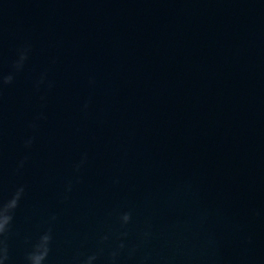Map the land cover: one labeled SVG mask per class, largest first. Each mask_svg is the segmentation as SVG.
Masks as SVG:
<instances>
[{"label": "water", "instance_id": "95a60500", "mask_svg": "<svg viewBox=\"0 0 264 264\" xmlns=\"http://www.w3.org/2000/svg\"><path fill=\"white\" fill-rule=\"evenodd\" d=\"M9 74L8 264H264V0H0Z\"/></svg>", "mask_w": 264, "mask_h": 264}, {"label": "clouds", "instance_id": "9594fccd", "mask_svg": "<svg viewBox=\"0 0 264 264\" xmlns=\"http://www.w3.org/2000/svg\"><path fill=\"white\" fill-rule=\"evenodd\" d=\"M19 58L14 63V68L16 71H19L23 68L24 62L27 59V49H22L18 53ZM13 81V76L11 74L7 76L0 75V89L4 85L11 84ZM87 105H85V108ZM30 127H35L34 124L30 125ZM33 143V139L29 138L25 141V147H30ZM86 161V156L82 158L80 164L76 166V170L79 171V168ZM24 161L20 162V167H23ZM67 191H71V184L68 185ZM25 189L23 186L18 187L8 198L4 200L0 198V264H8L10 260L9 255V246H8V236L11 231V224L14 219L15 210L19 207V202L24 195ZM54 220L55 217H52ZM131 220V213L124 212L120 216V221L122 226L127 225ZM126 235V233H125ZM104 239H107L105 237ZM52 242L51 228L47 231L43 232L36 239L34 243H31L30 250L25 255L26 264H45L49 253L51 251L50 245ZM121 248L124 247L123 244L120 245ZM117 255L116 252L112 253V257L115 258ZM96 255L88 256L83 264H92V261L95 260Z\"/></svg>", "mask_w": 264, "mask_h": 264}]
</instances>
